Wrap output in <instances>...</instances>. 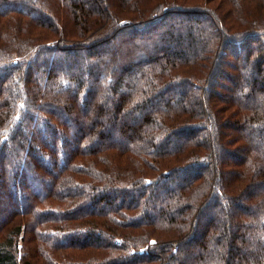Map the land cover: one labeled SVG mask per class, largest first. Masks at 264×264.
I'll return each instance as SVG.
<instances>
[{
	"label": "trees",
	"instance_id": "trees-1",
	"mask_svg": "<svg viewBox=\"0 0 264 264\" xmlns=\"http://www.w3.org/2000/svg\"><path fill=\"white\" fill-rule=\"evenodd\" d=\"M251 38L264 0H0V264H264Z\"/></svg>",
	"mask_w": 264,
	"mask_h": 264
},
{
	"label": "rangeland",
	"instance_id": "rangeland-1",
	"mask_svg": "<svg viewBox=\"0 0 264 264\" xmlns=\"http://www.w3.org/2000/svg\"><path fill=\"white\" fill-rule=\"evenodd\" d=\"M177 17V16H176ZM175 18V17H174ZM176 19V18H175ZM162 23H163V25H162V27H159L158 28V26L156 27V29H153V30H149V29H146V28H144V29H142L141 31H138L139 33H141V35L142 36H144V37H146L147 35H149V33L150 34H152L153 35V37H152V39L154 40L153 42L155 43L156 42V37L157 36H159L160 35V33H162V31H161V29L162 28H165V26H167V25H169V23L167 22V20L165 19V21L164 20H162ZM158 31H161L159 34H158ZM156 34H158V35H156ZM156 35V36H155ZM126 36H124V35H122L121 37H120V41H118V43L119 44H121V43H126V44H130L131 42H132V40L131 39H127V38H125ZM140 37V36H139ZM122 39V40H121ZM125 40V41H124ZM131 40V41H130ZM135 40V42H143L141 39H138V38H135L134 39ZM121 41H123V42H121ZM134 42V41H133ZM247 43H250L252 46L250 47V49L252 50V49H259V48H262V47H264V40H260V39H258V38H255V39H253V38H251V39H248V42ZM239 44H242L241 45V47H243V50H241L242 51V53H243V51L245 52L246 50V47L247 46H245L246 45V41H240L239 43H238V45ZM118 44H115V46H117ZM249 49V50H250ZM86 50H84V49H79V50H77L76 52H75V54H72L71 56H70V54H69V56H65V55H63V54H60V53H58V52H49V51H47V55L46 56H55L56 57V62L54 63L56 66H58V69L59 70H66L67 71V69H66V65H65V62H69V61H71L72 59H73V57L74 56H76V55H84L83 53L85 52ZM229 51V50H228ZM113 53V52H112ZM87 54V53H86ZM45 56V57H46ZM224 58V59H223ZM228 58H230V57H226V55L224 56V57H222V59H220L221 60V62L222 63H226V62H229V63H231V59H229L228 60ZM39 62V64H40V66L41 67H43V63L41 62V61H38V57L37 58H34V60H32V65H33V67L35 68V66H36V63H38ZM72 62V61H71ZM220 67V66H219ZM218 67V68H219ZM68 71H70L71 73H74V72H79L80 71V69H79V65L77 64V65H71L70 67H69V70ZM228 71V70H227ZM218 80V79H217ZM219 82H221V83H226L225 81H222V79L219 81ZM219 156L221 157V161L219 162V163H217V166L216 167H218V168H222V166L220 165L221 163H222V161L223 160H225V158L222 156V153H220L219 152ZM227 160V159H226ZM228 161V160H227ZM205 168L206 167H204L203 169H202V171L204 172V170H205ZM179 183V181H176V180H172V182H169V186H168V188L166 189L167 191L168 190H170V189H173L174 188V186L176 185V184H178ZM28 185L31 187V184L30 183H28ZM160 194H162V192L160 193ZM153 196V195H152ZM150 196H148L147 198H145L144 200L145 201H149V199H151V200H153L151 197L149 198ZM156 199H157V197H155ZM155 199V200H156ZM191 201H192V203H196L197 201H198V196H193L192 195V199H191ZM3 203H5V201L4 200H2V203L1 204H3ZM2 206V205H1ZM4 206V205H3ZM206 214H210V218H208V216L207 215H205L204 216V220L203 221H205L206 222V218L209 220V219H211L212 220V223H213V225H217L218 226V223H220V220H223V218H225V215H224V210L222 209V208H220L219 206H215V207H213V206H209L208 207V209H206ZM184 220V219H183ZM162 231H164V232H160V234L161 235H167V234H170L171 232H169L170 230H162ZM193 237V233H192V231L190 232L189 230H188V232L184 235V239H187V241H186V243H185V249L188 251V253H191V254H196V253H198V251H200V249H197V248H189L188 246H187V243L190 241V239ZM190 238V239H189ZM153 242L154 241H150V243H149V245H152L153 244ZM189 243H192V241H190ZM188 243V244H189ZM252 244L251 243H248V245L245 247V248H247V249H252V246H251ZM194 247V246H193ZM157 253V252H156ZM200 253V252H199ZM219 253V252H218ZM186 254L187 253H183L182 255H181V257H184V256H186ZM238 255V254H237ZM239 256V255H238ZM240 257V256H239ZM239 261H240V259H239Z\"/></svg>",
	"mask_w": 264,
	"mask_h": 264
}]
</instances>
